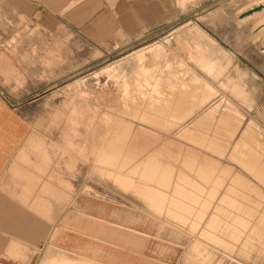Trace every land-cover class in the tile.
I'll return each instance as SVG.
<instances>
[{
    "label": "crops",
    "instance_id": "1",
    "mask_svg": "<svg viewBox=\"0 0 264 264\" xmlns=\"http://www.w3.org/2000/svg\"><path fill=\"white\" fill-rule=\"evenodd\" d=\"M167 5L168 0H0V36L7 19L16 16L46 25L57 21L111 55L141 45L162 31L167 25ZM166 62L161 57L150 64ZM148 68V75L141 73L142 79L154 86L153 81L161 79L160 67ZM131 72L128 80L139 78ZM147 90L146 94L157 95L153 87ZM22 94L18 91L14 96ZM214 99L170 132L143 122L144 127L196 152L201 166L160 167L159 185L149 186L142 199L99 178L87 185L86 169L72 174L69 168H56L54 146H50L54 139L33 134L42 105L13 104L0 92V264H175L188 248L194 257L199 244L208 250L205 255H229L214 242L235 248L236 264H264V185L227 157L244 130L252 128L264 140V120L256 99L251 107L240 105L239 115L218 111L216 118L226 112V127L238 126L233 137L223 135L228 155L219 157L207 147L216 126L210 115ZM187 129L202 139L197 137L196 143ZM38 144L46 145L41 148L46 150V159L35 153ZM215 160L234 165L232 176L250 183L236 187L234 193V186L224 178L231 169L215 173Z\"/></svg>",
    "mask_w": 264,
    "mask_h": 264
},
{
    "label": "rangeland",
    "instance_id": "2",
    "mask_svg": "<svg viewBox=\"0 0 264 264\" xmlns=\"http://www.w3.org/2000/svg\"><path fill=\"white\" fill-rule=\"evenodd\" d=\"M262 4L264 0H168L167 25L162 31L141 45L111 55L104 54L64 23L56 21L46 25L24 16L7 19L0 36V92L13 104L42 105L33 134L54 139L55 144L50 146H54L56 168H69L72 174L86 169L87 185L99 178L124 191H133L143 199L151 189L149 186L159 185L160 167L195 169L201 166L196 152L142 125V115L147 107H154L158 121H166L165 112L179 107L178 100L169 102V106L160 105L170 100L171 95L189 97L191 104L197 103L195 88H188L191 71L219 88L216 80L212 82L210 74L204 70L208 67L196 61L200 56H194L198 44L208 45L215 54L219 53L217 55L226 54L231 72L248 74L245 77L247 86L257 100L264 120V25L259 27L264 24V9L246 14ZM36 20L40 17L36 16ZM197 28L208 36L197 35ZM156 44L165 47L159 56ZM129 56L141 58L138 72L144 75L150 72L149 66L160 67L159 81L163 83L156 81L161 86L156 96L146 94L148 87L156 90L155 81L151 86L139 75L136 80H126V71L132 70L130 65H124L125 70L121 72L107 71ZM161 57L168 62L150 64ZM171 60L176 63H170ZM203 72L207 73L206 77ZM217 90V94H221L215 95L214 106L217 105L219 111L230 106L229 110L239 114L240 105L232 101L228 105L230 99L222 89ZM18 91L23 94L14 96ZM153 97L160 102L148 104ZM172 115L178 117L179 111ZM167 121L172 119L167 118ZM36 146L39 147L35 148L38 157L44 155L46 159V150H41L46 145ZM227 157L240 166L237 157ZM224 167L231 169L224 178L225 183L234 186L231 188L234 193L236 187L250 183L240 176H232L236 170L234 165L223 160L214 161L215 173H222ZM122 173L128 175H120ZM72 178L75 177L72 175ZM218 178L216 182H219ZM86 189L91 190L89 186ZM201 237L211 241L207 236ZM214 243L229 255L221 256L217 252L205 255L203 253L208 250L199 244L194 248V257L188 248L175 264H236L232 256L235 248Z\"/></svg>",
    "mask_w": 264,
    "mask_h": 264
},
{
    "label": "bare ground",
    "instance_id": "3",
    "mask_svg": "<svg viewBox=\"0 0 264 264\" xmlns=\"http://www.w3.org/2000/svg\"><path fill=\"white\" fill-rule=\"evenodd\" d=\"M196 34L199 35L200 37L201 36H204V37L205 36H208L203 31L199 30V28H197ZM195 41H197V40H195ZM198 43H200V42H198ZM161 45L162 44H156L155 45L156 52L158 54L157 56H159V53L160 52L163 53V51L165 49V47L164 46H161ZM194 46H197V45H194ZM193 50H195L194 47H193ZM220 53H223V51L220 50ZM217 54H219V53H217ZM217 54H215L208 45H204L203 46L202 44H198L197 51L194 54V56L195 57L197 55H200L201 56V57L198 56L196 61L201 66H205L206 65L208 67V69H204V68L203 69L207 73L210 74V76L212 78V80H211L212 82H213V80L214 81L216 80L215 83H217L219 85V88L222 89L223 92L230 99V102L228 100V103H227L228 105L229 104H232L231 103V101H232L233 103H236V104H239V105H242V106L243 105H246L248 107H251L252 106V103L254 102V98L251 96L250 90H249V88L247 86V83H246V80H245V77L248 74H246V76H245V74L241 73V71L240 72L239 71H236L234 73L231 72L230 67H229V58L227 57V55L226 54L217 55ZM115 65H117L118 68H117V66H116V68L114 66L113 67L111 66V68L110 69H107V71L110 72V73L111 72H116V70H118V72H121L122 70H125L124 65H128V66L130 65L132 67V70L131 71H133L134 74L137 73V74H139L140 77H142L141 73H138V70L141 69V58H139V57L137 58V56L136 57H133V56L126 57V59L121 64H119V65L118 64H115ZM131 74L133 75L132 72H131ZM190 74H192V76H191L192 80L189 83L188 88L189 89L195 88V91H196L195 93H196V96H197V103H196L197 105L196 104H191L189 97H182L181 95H179V96L177 95L178 97L176 98V97H174V95H173V97L171 95V99L170 100H168L166 102H163L160 105L169 106V104H168L169 102L175 103L178 100L179 101V103H178L179 104V107L176 108V109L170 108L172 110L165 112L166 121H158L155 118V116L157 114H156L155 111H153V110H155L154 107H147L146 108V110L144 111V113L142 115V120L144 122H146V123L151 124V125H152V122L154 120H157L158 122H155L154 123V126L160 127L163 130L170 132L174 128H176L183 121L182 120L183 118H185V117L187 118L189 115H191L193 113V111H195V110L197 111V109L199 107L204 106L208 101H210L212 99L213 96H215L217 94V91H218L217 89H219V88H217L214 85H212V83L210 81L204 80L198 74H195V72H192L191 71ZM126 80L128 81V77H126ZM156 81H158V80H155V82ZM159 82H162V81H159ZM159 82L158 83L157 82L155 83L156 90L153 91L154 93H156L158 91V88L160 86V83ZM167 83H169V82H167ZM162 86H164V85H162ZM158 102H160V100L157 97H153V99H151L150 101H148V104H157ZM221 104H220V106H221ZM194 105H196V106H194ZM156 107H158V106H156ZM227 108L228 109H226V112L229 111L230 106L227 107ZM147 109H148V111H147ZM184 110H186V111L184 112ZM219 110L220 109H218L217 105H215L212 108V110H211V114H210L211 117H215ZM175 111H179L178 117H174L172 115V113H174ZM226 112H225V114H220V112H219V114H220L219 118H216L215 117V119H213V120H215V123H216L215 129H214V132H213L214 133V136L210 137L209 138V144L207 143L208 144L207 147H209V149L212 151L211 153H214L215 155L217 154L219 157L220 156L221 157H224V156L226 157L228 155V143H225L224 144V141H223V138L224 137H223V135H226L227 134L228 136L233 137L234 134H235V131L238 130V126L237 127H233V128L231 127V129H229L228 127L225 126V119L227 117L226 116ZM232 112H234V111H232ZM204 114H206V113H204ZM232 114H234V113H232ZM202 117L205 118V116H202ZM167 118H171L172 121H167ZM195 121H197V119ZM200 121H202V120H200ZM208 121L211 122V120H208ZM231 121H233V120L231 119ZM203 122H202V124H203ZM233 122H236L237 123V121H233ZM199 123H201V122H199ZM209 123H204V124H207L208 125ZM211 123H213V122H211ZM236 123H234V124H236ZM209 125L212 126V124H209ZM247 127H249V126H247ZM183 128H184V126H183ZM187 128H188V126H187ZM206 128H208V127H206ZM196 130L199 131L198 129H196ZM208 130H210V129H208ZM208 130H207V132H208ZM178 131H180V130H178ZM202 132H204V130L201 131V133ZM186 134L193 135V141H195L196 143L199 142V140H198L199 138H197V137H200L201 138V136L194 135V132L193 131L191 132V131L188 130L186 132ZM241 134L242 135H240V138H238L237 142L233 146V149H232L231 153L228 156L237 157L239 159L240 166L243 169H246L247 171H249V173L251 175H253L255 178H257L259 180V182H261V184L264 185V142L260 139V137H256L255 136V130L252 129V128L248 129L247 131L244 130L243 133H241ZM229 139H230V137H229ZM226 141H229V140H226ZM236 162H234V164ZM237 166H239V165H237ZM241 167H240V169H242Z\"/></svg>",
    "mask_w": 264,
    "mask_h": 264
},
{
    "label": "water",
    "instance_id": "4",
    "mask_svg": "<svg viewBox=\"0 0 264 264\" xmlns=\"http://www.w3.org/2000/svg\"><path fill=\"white\" fill-rule=\"evenodd\" d=\"M262 9H264V4H263V5H260V6H258V7H256L255 9L249 11V12L246 13V14L249 15V14H252L253 12H255V11H260V10H262Z\"/></svg>",
    "mask_w": 264,
    "mask_h": 264
}]
</instances>
